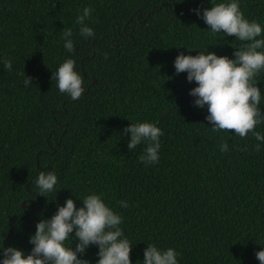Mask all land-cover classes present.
<instances>
[{
  "label": "trees",
  "instance_id": "trees-1",
  "mask_svg": "<svg viewBox=\"0 0 264 264\" xmlns=\"http://www.w3.org/2000/svg\"><path fill=\"white\" fill-rule=\"evenodd\" d=\"M0 264H264V0H0Z\"/></svg>",
  "mask_w": 264,
  "mask_h": 264
},
{
  "label": "water",
  "instance_id": "water-1",
  "mask_svg": "<svg viewBox=\"0 0 264 264\" xmlns=\"http://www.w3.org/2000/svg\"><path fill=\"white\" fill-rule=\"evenodd\" d=\"M255 87L252 86V85H249V84H239V85H230V86H226L224 88V90H227V91H235V90H244V91H247V90H254Z\"/></svg>",
  "mask_w": 264,
  "mask_h": 264
}]
</instances>
